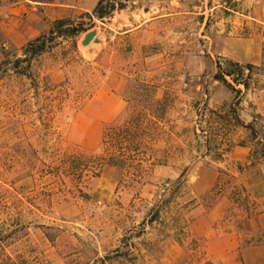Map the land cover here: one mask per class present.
<instances>
[{
    "label": "rangeland",
    "instance_id": "1",
    "mask_svg": "<svg viewBox=\"0 0 264 264\" xmlns=\"http://www.w3.org/2000/svg\"><path fill=\"white\" fill-rule=\"evenodd\" d=\"M107 3L109 15L69 20L72 35L29 62L27 45L0 43V260L264 264V221L255 218L264 214V160H214L194 135L217 131L216 114L230 108L244 123L264 114V0ZM90 32L96 41L83 46ZM227 63L252 67L247 90L225 77L242 91L239 105L214 80ZM133 80L155 86L169 105L143 185L128 188L107 165L72 181L65 159L101 154ZM242 141L240 128L226 137L233 147ZM252 174L260 180L253 195L242 182Z\"/></svg>",
    "mask_w": 264,
    "mask_h": 264
},
{
    "label": "trees",
    "instance_id": "2",
    "mask_svg": "<svg viewBox=\"0 0 264 264\" xmlns=\"http://www.w3.org/2000/svg\"><path fill=\"white\" fill-rule=\"evenodd\" d=\"M110 1L99 0L92 10L93 15L98 19L109 15L115 7L114 4L107 3ZM118 8H122L121 3ZM69 25V20L55 21L48 36L42 35L29 42L26 49L30 53V57L26 62H29L31 57L42 53L57 38L71 36ZM48 44L50 45L48 46ZM251 68L250 66H240L237 63H227L225 67L218 65L214 80L225 84L236 94V105H239L242 91L232 87L225 77H229L235 85H242L247 90L252 76ZM245 70L248 71L247 74L244 73ZM126 87L129 95V99L126 100L127 107L117 121L105 128L101 139V154L98 156L77 154L65 159L64 164L67 162L69 165L67 173L72 177V181L80 180L84 172L92 173L95 177L99 170L107 165L117 171L118 181L126 184L128 188L136 189L143 185V179L148 174L149 167L153 165V163H149L152 158L153 145L164 133V122L169 105L165 99L157 98V88L146 81L133 80L132 84L129 81ZM216 117L220 123L217 131L200 130L199 134L194 131L195 137L203 140L205 156L219 160L228 155L233 144H227L226 137L235 128H240L247 132V141H242L239 145L254 143L249 160L254 159L255 156L264 160V117L256 113L251 116L249 123H244L231 108L226 113H217ZM176 184L172 193L183 187L182 176ZM169 198L162 203L164 205L170 203ZM154 216V219H150L149 222L152 223L155 218H158L159 211H156ZM6 238L7 236L0 233V247ZM0 264L15 263L6 258L1 259Z\"/></svg>",
    "mask_w": 264,
    "mask_h": 264
},
{
    "label": "crops",
    "instance_id": "3",
    "mask_svg": "<svg viewBox=\"0 0 264 264\" xmlns=\"http://www.w3.org/2000/svg\"><path fill=\"white\" fill-rule=\"evenodd\" d=\"M99 0H15L0 8V43L23 47L29 42L47 33L58 20H75L94 9ZM264 117L263 113H259ZM251 147L237 145L232 147L228 156L235 161L249 160ZM242 182L252 195L258 190L260 180ZM256 175V176H255ZM252 177V176H251ZM264 221V214L255 216ZM251 218L249 222H254Z\"/></svg>",
    "mask_w": 264,
    "mask_h": 264
},
{
    "label": "water",
    "instance_id": "4",
    "mask_svg": "<svg viewBox=\"0 0 264 264\" xmlns=\"http://www.w3.org/2000/svg\"><path fill=\"white\" fill-rule=\"evenodd\" d=\"M91 41H96L95 40V32H90L87 33L85 36V39L82 41V45L86 46L88 45Z\"/></svg>",
    "mask_w": 264,
    "mask_h": 264
}]
</instances>
